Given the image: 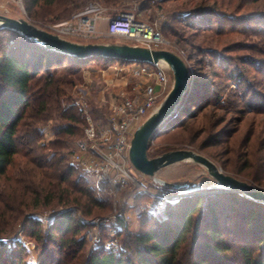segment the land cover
<instances>
[{
    "label": "trees",
    "instance_id": "16d2710c",
    "mask_svg": "<svg viewBox=\"0 0 264 264\" xmlns=\"http://www.w3.org/2000/svg\"><path fill=\"white\" fill-rule=\"evenodd\" d=\"M85 1L24 0V7L35 19L53 14L54 19L64 20ZM183 1L188 4L186 13L173 22L184 28L185 44L193 49L184 59L190 78L159 134L167 135L189 121L195 122L209 106L220 109L236 103L241 114L264 115V58L253 55H264L263 42H233L229 48H217L187 39L208 34L264 39V11L240 13L244 0L233 9L231 0ZM220 4H226L227 9ZM171 25H166L167 30ZM96 59L116 60L80 58L46 47L15 29L0 28V264H264V201L240 192L188 194L168 200L161 216L142 214L138 232L122 227L119 235L123 251L92 246L85 250L86 222L76 215V209L83 217H90L108 201L96 198L86 177L67 161L66 138L80 136L85 120L82 109L73 104L62 107L60 97L81 66ZM53 111L60 122L52 126L53 137L49 139L45 127ZM224 112L230 113L226 109ZM213 116L201 120L205 122L199 126L202 132L218 127L227 118L219 116L212 121ZM229 129L224 125L209 130L201 143H225L238 131ZM263 141L264 136L260 139L264 145ZM150 145L151 141L148 149ZM248 168L253 173L244 175L261 182L262 178L253 174L257 168L264 171V159L239 172ZM217 187L223 188L219 184ZM54 203L63 206L45 227L36 215L27 213ZM19 218H23L25 236L36 245L35 262L28 259L22 240H3Z\"/></svg>",
    "mask_w": 264,
    "mask_h": 264
},
{
    "label": "rangeland",
    "instance_id": "374dc122",
    "mask_svg": "<svg viewBox=\"0 0 264 264\" xmlns=\"http://www.w3.org/2000/svg\"><path fill=\"white\" fill-rule=\"evenodd\" d=\"M224 1H226V3L228 2V0ZM238 1L239 0L230 1L232 9L235 5H237ZM185 2L186 1L183 0L169 1L166 3H163L160 0H116L115 2L106 0H87L67 19L58 20L54 19L53 14L51 15L52 17H48L46 19H35L30 17L25 10L24 0H0V14L11 18H24L28 22L50 32L52 31L49 27L56 23L65 22L67 20H74L75 22V19H77L80 15L92 16L96 14L100 16V19L96 22L95 32L92 37L83 38L77 35H66L62 37L78 42H116L134 44L131 40L122 36H107L105 34L107 19L116 15L120 11H128L134 13L136 19L156 22L162 36L167 41L165 44L160 45V48L169 49L184 60L191 52H193V49L189 45L186 46L185 44L186 38L182 32L184 28L179 24H174L173 21L175 20V17L186 13L185 7L188 6V4H185ZM240 4L243 5L240 13L249 11H264V0H244ZM221 8H223V10L227 9L226 4H222ZM170 23L173 24L171 25L173 27L170 30H167L166 25ZM187 39L192 40L191 42L195 43L203 41L201 45L217 48H221L223 45H227L223 48H229L233 42H242L245 44H257L256 42H260L259 45H261L262 42L264 43V39H259L258 37L253 36H241L238 34L222 36H212L208 34L207 36L200 35L195 36V38L189 37ZM235 52L237 53L240 51H234L233 53ZM243 52L246 51H242L241 53ZM253 55L258 58H264V55L261 54L253 53ZM125 63H119V60L108 62L103 59L86 61V63L82 65L72 77V82L64 88V94L60 97V105L62 107L72 105L73 100L81 96L77 94L82 93L83 95L81 98H83L86 102L85 110L88 112L95 128L100 132L107 127V123L110 121L109 119H111L113 113L110 109V105L112 102L130 97L136 93L142 94L143 88L147 85H154L156 88L159 87L155 85V80L152 78H144L143 75H133L132 70L127 67V64ZM187 67L189 69V65H187ZM166 72L168 75L169 85L167 89L158 96L156 106L162 102L172 85V73L169 68ZM224 92H228L227 87H224ZM223 98H225V95H223ZM75 106L77 107V105ZM223 109H226L230 113H223ZM237 109L238 105L236 103L232 105L228 104L227 107L220 109H215L213 106L207 107L198 120H195V122L189 121L184 128L163 136L162 134H159V132V135L157 134L158 136L151 140V145L147 150V155L149 157H155L171 150L189 149L208 158L223 173L232 175L240 180L254 185L255 187L264 189V177L261 176V174L264 176L263 170L257 168L255 172L256 174H253L255 177L256 175H258V178L261 177V182H255L250 177L244 175L245 172H248L249 174L253 173L250 168L247 170L243 169V172H239L242 170V167L244 168L248 164H254L256 163V160H259L260 162V160L264 159V145L260 143L261 137L264 136V115L241 114L237 111ZM211 116H213L212 121H216V118L219 116L221 118L227 117L224 119V122L216 128H220L225 125L229 126L230 132L238 130L235 135H232V138L228 137L226 139L227 143L213 144L210 146H205L201 143V141H205L204 139H206V134L209 130V132H213L214 129H216H213V127L212 129L206 128L204 132L199 129L201 123H205L201 120H211ZM235 116H240V119L235 121ZM59 122L60 121L57 119L56 113L53 111L51 119L46 121L47 125L45 127V132L47 134V138L50 139L53 137L52 126L57 125ZM236 123L238 125H236ZM85 125L86 121L83 125L80 136L66 138L65 152H67V161L70 163L71 152L69 153V151L72 150L76 141L83 137ZM235 125L237 127H235ZM226 136L227 135L224 137ZM159 150H163V152L158 155H153ZM238 154H240L241 157H239ZM129 170L134 177L138 178L145 188L156 194L166 193L173 195V197L161 198L159 195L150 194L143 189L135 187V185L121 191L116 198H107L94 192L96 198L108 201L106 206L96 208L93 211V216L90 217H83L81 211L78 208L76 209V215L81 220H85L84 222H86V251H88L91 247L88 235L92 230V224L88 221L93 218L107 217L109 223H111L113 215L117 213L129 214L130 218L127 222L126 228L131 232H138L141 228L140 218L142 214L154 213L161 216L164 205L168 200L175 201L176 199L188 194L237 192L227 191L224 187L222 189L218 188V182L208 173L207 169L203 165L192 160L178 161L164 166L156 172L155 176L157 178L163 179L170 184H176L178 185L177 187L159 184L154 181L152 176L145 175L141 172V174H139V172L132 166ZM62 206V204L54 203L48 206H43L42 208H36L32 211H28L27 213L30 212L31 215H36L45 227L50 220H43L41 215H54L61 210ZM139 206H144V209L139 210L138 213L137 208L139 209ZM24 229L25 225L23 218H19L13 224L7 233L8 235H6L3 240H22L28 249V259L31 262H35L38 258L37 248L33 239L25 236ZM119 239L121 241L120 235Z\"/></svg>",
    "mask_w": 264,
    "mask_h": 264
},
{
    "label": "built area",
    "instance_id": "2783aa9c",
    "mask_svg": "<svg viewBox=\"0 0 264 264\" xmlns=\"http://www.w3.org/2000/svg\"><path fill=\"white\" fill-rule=\"evenodd\" d=\"M98 19L100 16L96 14L92 16L80 15L75 19V22L67 20L56 23L49 29L61 37L77 35L89 38L95 32ZM105 34L107 36H122L131 40L135 45L149 48H160V45L167 42L156 22L136 19L134 13L128 11H120L108 18ZM125 64L132 70L133 75L152 78L155 80V85L159 87L147 85L143 88L142 94L136 93L112 102L110 109L113 114L107 127L100 132L95 128L85 110L86 102L81 98L83 94L78 92L77 95L81 96L75 98L73 104L84 109L86 125L83 137L76 141L71 150V163L82 172L94 192L100 196L116 198L121 191L135 185V187L150 194L159 195L161 198L173 197L166 193L156 194L145 188L130 172L129 169L133 165L128 156L130 140L135 129L156 109L158 96L169 85L166 72L168 67L162 62H126ZM139 174L141 173L139 172ZM143 209L144 206H139L138 213ZM53 216V214L41 215L45 221L51 220ZM129 218V214L117 213L112 216L111 223L107 217H96L88 221L92 224V230L88 235L90 245L112 252L123 251L124 247L119 239V232L124 225H127Z\"/></svg>",
    "mask_w": 264,
    "mask_h": 264
},
{
    "label": "water",
    "instance_id": "95a60500",
    "mask_svg": "<svg viewBox=\"0 0 264 264\" xmlns=\"http://www.w3.org/2000/svg\"><path fill=\"white\" fill-rule=\"evenodd\" d=\"M0 28H11L41 42L46 47L54 48L66 54L85 57H109L126 62H162L172 73V85L162 102L135 129L130 140L128 156L133 167L139 172L152 176L154 181L163 185H172L157 178L156 172L164 166L182 160H192L203 165L208 173L227 191L242 192L252 198L264 201V189L255 187L246 181L223 173L205 156L189 149H177L149 157V142L157 136L161 128L175 111L188 87L190 73L184 60L175 52L166 48L116 42H78L59 36L54 32L40 28L24 18H11L0 14Z\"/></svg>",
    "mask_w": 264,
    "mask_h": 264
}]
</instances>
